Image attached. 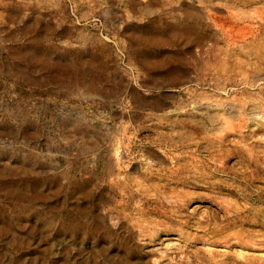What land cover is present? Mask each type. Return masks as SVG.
<instances>
[{
	"label": "rangeland",
	"instance_id": "1",
	"mask_svg": "<svg viewBox=\"0 0 264 264\" xmlns=\"http://www.w3.org/2000/svg\"><path fill=\"white\" fill-rule=\"evenodd\" d=\"M0 264H264V0H0Z\"/></svg>",
	"mask_w": 264,
	"mask_h": 264
}]
</instances>
